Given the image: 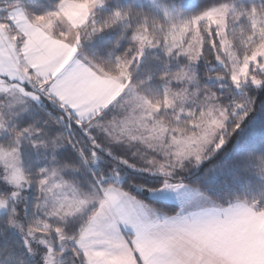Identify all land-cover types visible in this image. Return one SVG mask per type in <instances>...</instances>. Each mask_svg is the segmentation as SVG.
Wrapping results in <instances>:
<instances>
[{
    "label": "snow or ice",
    "instance_id": "6c2138e0",
    "mask_svg": "<svg viewBox=\"0 0 264 264\" xmlns=\"http://www.w3.org/2000/svg\"><path fill=\"white\" fill-rule=\"evenodd\" d=\"M0 264H264V0H0Z\"/></svg>",
    "mask_w": 264,
    "mask_h": 264
}]
</instances>
